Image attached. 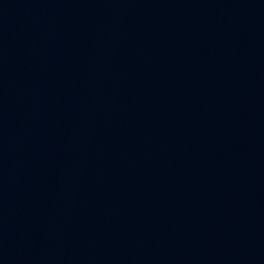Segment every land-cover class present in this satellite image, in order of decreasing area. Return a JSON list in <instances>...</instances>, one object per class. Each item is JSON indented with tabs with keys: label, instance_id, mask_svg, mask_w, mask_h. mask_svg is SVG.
<instances>
[{
	"label": "water",
	"instance_id": "1",
	"mask_svg": "<svg viewBox=\"0 0 264 264\" xmlns=\"http://www.w3.org/2000/svg\"><path fill=\"white\" fill-rule=\"evenodd\" d=\"M264 30V0H0V94L139 71Z\"/></svg>",
	"mask_w": 264,
	"mask_h": 264
}]
</instances>
